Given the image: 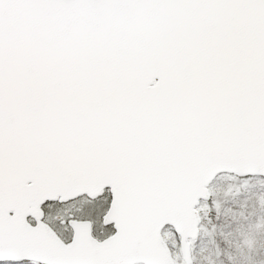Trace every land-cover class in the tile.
<instances>
[{
	"label": "snow or ice",
	"instance_id": "6c2138e0",
	"mask_svg": "<svg viewBox=\"0 0 264 264\" xmlns=\"http://www.w3.org/2000/svg\"><path fill=\"white\" fill-rule=\"evenodd\" d=\"M0 264H264V0H0Z\"/></svg>",
	"mask_w": 264,
	"mask_h": 264
}]
</instances>
